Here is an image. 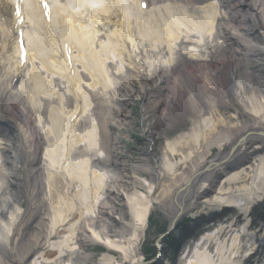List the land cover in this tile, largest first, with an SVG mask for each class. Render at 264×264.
Segmentation results:
<instances>
[{
    "label": "bare ground",
    "instance_id": "bare-ground-1",
    "mask_svg": "<svg viewBox=\"0 0 264 264\" xmlns=\"http://www.w3.org/2000/svg\"><path fill=\"white\" fill-rule=\"evenodd\" d=\"M55 1L61 8L30 3L25 21L43 32L31 27L33 51L57 54L74 73L52 66L60 89L34 72L16 92L12 60L0 89V264H148L142 250L156 211L175 225L196 218L175 231L187 244L178 264H264V0H162L150 10L148 0H127L131 18L118 0ZM17 5L0 0V67L24 42ZM190 5L201 20L215 16L216 34L180 29ZM153 9L173 12L161 21ZM90 38L109 43L118 67L103 53L96 61ZM40 98L56 106L40 113ZM134 104L155 118L149 146L127 163L120 153ZM52 144L86 150L73 158ZM90 247L104 250L97 258ZM160 253L156 264H166L169 252Z\"/></svg>",
    "mask_w": 264,
    "mask_h": 264
},
{
    "label": "rangeland",
    "instance_id": "rangeland-1",
    "mask_svg": "<svg viewBox=\"0 0 264 264\" xmlns=\"http://www.w3.org/2000/svg\"><path fill=\"white\" fill-rule=\"evenodd\" d=\"M131 112L133 114L132 120L128 124V128L125 129L130 138H124L122 143L125 145L122 148V152L120 153V158H123L127 161V163H132L139 156V151H143L147 146H149V141H147L146 135L152 128V121L155 118V112L150 111L145 117L144 112L141 109V104H134L130 107ZM186 126H189V122L187 120L184 121V124L180 123L177 128H173L168 134L167 137H173L180 131L184 130ZM146 131L143 133V131ZM147 133V134H146ZM164 144V139L160 140V143L155 146L161 148ZM188 219H185L184 222H188ZM181 223V222H179ZM169 221L165 218L164 214L160 211H156L152 214L150 218L149 229L147 232L146 241L143 244V254L146 259H148L150 255V249L156 248V242L159 240L160 246H163V242L167 241L170 247H172L173 251L176 253L178 249V241L175 239H162L161 234L164 228L169 229ZM89 251L95 253L98 258L99 254L104 250L102 247H90ZM153 254L155 251L152 252ZM170 259L174 261L175 256L173 255Z\"/></svg>",
    "mask_w": 264,
    "mask_h": 264
},
{
    "label": "water",
    "instance_id": "water-1",
    "mask_svg": "<svg viewBox=\"0 0 264 264\" xmlns=\"http://www.w3.org/2000/svg\"><path fill=\"white\" fill-rule=\"evenodd\" d=\"M170 225V227H169V229H168V231L165 233V234H163V235H161V237L160 238H165L167 235H168V233L171 231V230H173L174 228H175V224H174V222L172 223V224H169ZM175 225V226H174ZM160 240V239H159ZM158 245H159V241H157V243H156V246L158 247ZM151 263H153V261L152 262H149L148 264H151Z\"/></svg>",
    "mask_w": 264,
    "mask_h": 264
},
{
    "label": "trees",
    "instance_id": "trees-1",
    "mask_svg": "<svg viewBox=\"0 0 264 264\" xmlns=\"http://www.w3.org/2000/svg\"><path fill=\"white\" fill-rule=\"evenodd\" d=\"M167 232V229L166 228H164L163 230H162V234L161 235H163V234H165ZM153 251H155V253L153 254L152 252ZM155 254H156V249L155 248H152V249H150V255H149V259L150 258H152V257H154L155 256Z\"/></svg>",
    "mask_w": 264,
    "mask_h": 264
}]
</instances>
